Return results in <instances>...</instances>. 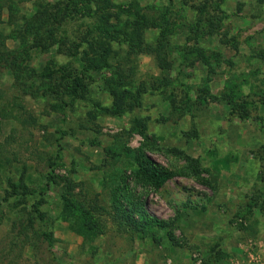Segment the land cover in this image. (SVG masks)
<instances>
[{
	"label": "rangeland",
	"instance_id": "obj_1",
	"mask_svg": "<svg viewBox=\"0 0 264 264\" xmlns=\"http://www.w3.org/2000/svg\"><path fill=\"white\" fill-rule=\"evenodd\" d=\"M0 42V264H264V0H0Z\"/></svg>",
	"mask_w": 264,
	"mask_h": 264
},
{
	"label": "trees",
	"instance_id": "obj_2",
	"mask_svg": "<svg viewBox=\"0 0 264 264\" xmlns=\"http://www.w3.org/2000/svg\"><path fill=\"white\" fill-rule=\"evenodd\" d=\"M38 9H41V14L43 17L46 16V12L48 10L47 5L39 4ZM0 47L3 49L0 50V68H5L9 70L13 84L22 92L27 93L31 90L29 89L31 85V81L33 78V73L22 64L21 59H19L12 50H8L4 47L3 42H0ZM148 53H153L155 55L157 65L161 68H167L169 64L165 61L163 57L159 56L158 50L159 45L157 44H145L142 46ZM82 67V64H81ZM83 83L81 77L77 74L72 77V86H71V96L72 98H82L83 97ZM113 102L115 105H119L120 97L115 94L113 96ZM123 152L125 157L129 160H133L137 163L136 172L140 174L142 178H147L150 181V186L153 189L158 188L162 185L165 180L171 175L167 170L159 168L155 166L153 163L147 160H140L139 153L136 150H129L128 148L123 147ZM52 175L48 177L52 181ZM120 206V205H119ZM117 213L125 216V219L128 220L130 225L134 226L136 229L143 231L147 227H158L161 228L165 226V222L153 214L147 212V210L143 207L142 203L139 201H135L134 203H128L124 208H119L118 206L113 207ZM36 211V210H35ZM33 217L30 213L27 214L26 218V226L32 225ZM18 233H22L21 227L18 229ZM35 238V249H45L49 250L50 239L48 234L43 230H35L33 233ZM27 237V236H26ZM28 239V237H27ZM12 245L9 246L6 251L7 254H11L12 246H14V242H11ZM39 243V244H38ZM30 245H34L33 243ZM48 263V262H47Z\"/></svg>",
	"mask_w": 264,
	"mask_h": 264
}]
</instances>
